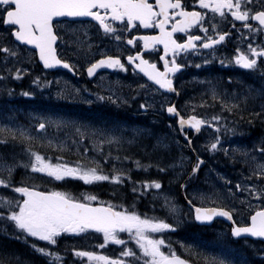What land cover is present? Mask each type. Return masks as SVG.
<instances>
[{
  "label": "snow or ice",
  "instance_id": "6c2138e0",
  "mask_svg": "<svg viewBox=\"0 0 264 264\" xmlns=\"http://www.w3.org/2000/svg\"><path fill=\"white\" fill-rule=\"evenodd\" d=\"M197 5L200 10L196 9ZM228 16L232 18V28L235 29V22L239 21L242 28L248 30V35L240 33L242 40H247L249 36L264 34V0H191V4L189 0H152V2L150 0H0V30L6 33L0 35V41H9V44L0 46V53L4 54L3 59L6 63L9 58H18L16 42H19L21 45L32 47L45 69L59 66L76 73L78 67L62 58L58 52V41L63 43L58 29L63 18L89 17L97 22L99 29L105 35L112 36L117 41L126 40L127 45L140 47V50L135 51L134 54L124 57L127 65L131 66L134 72L143 74L147 81L158 86L159 89L176 92L172 77L184 66L177 62V57L181 53L189 54L197 48L214 50L215 45L220 44L230 35L229 32L218 30V23L214 21L217 17L221 21L226 20ZM250 21H255L256 24ZM117 22L119 27L116 26ZM194 26L204 35L191 34L190 30ZM140 29H152L154 34L131 35V32H139ZM210 32L212 34H209ZM122 33H128L131 38L123 36ZM177 33L184 35L176 37L174 34ZM158 45L163 46V54L158 56L163 70L158 67L157 61L146 59L142 55L145 50L156 49ZM262 58H264V44L254 46L249 42L245 50L236 48L232 60L239 67L255 72L264 66ZM208 62V60L204 61L205 64ZM196 67L199 68L200 65ZM104 69L128 70L126 64L122 62L121 54L108 55L101 52L99 59L87 63L85 71L89 77H94ZM5 71H9L14 79H20L26 69L15 68V71L11 72L5 68ZM6 78L0 76V80ZM36 82L37 80L33 81ZM139 87L144 88L146 85ZM261 91L264 93V89ZM23 95L27 96L30 93L24 92ZM211 96L213 100H220L221 111L231 112L237 107L235 104L229 105L221 100L215 89L211 90ZM99 98L104 99V97ZM200 106L205 105L202 103ZM147 107L149 105L140 104L141 109ZM166 111L178 117L177 122L181 130L187 125L199 132L202 126L207 125L219 132V127L214 122L224 119L219 114L207 119L198 115L185 117L174 104H169ZM253 115L264 116V106L261 112ZM62 124L63 121L41 119L36 125V130L39 133L46 131L49 126L60 127ZM76 131L80 133L79 128ZM35 139L36 137L28 135L22 127L12 128L7 125L0 127V145ZM185 139L190 145L191 140L186 134ZM113 142L119 143V138L110 136L106 140L99 141L100 144ZM48 144L60 151L64 149L63 144L55 145L51 140ZM218 145H220V137L216 136L215 142H212L209 148L217 150ZM24 151L29 155V161L22 166L30 169L32 173L44 174L53 181H63L70 177L86 185H92L101 181L120 184L125 178L131 180L126 172L118 171L115 167L112 174H104L96 161H89L88 164L76 161L75 166L70 165L64 161L63 156H47L34 150L30 143H25ZM223 151L228 155L227 149ZM236 151L239 150H233V155ZM241 155L245 157L244 163L248 166V174L243 176L241 181L236 182L235 193L230 186L232 182L225 181L229 185L227 192L230 196L235 197L236 194H240L238 199L241 208H229L223 205L204 206L217 204L223 198L222 194L215 190L199 194L201 206L193 204L191 199L187 202L194 210L196 221L211 222L214 217H224L232 222L233 238L253 237L264 240V141L254 145L252 150L241 152ZM134 163L137 168L151 167V165H141L139 161ZM202 163L203 161L197 157V162L193 165L189 176L195 174ZM90 164L97 166H89ZM17 166L18 162L14 160L8 163L0 158V221L6 220L14 225L19 234L16 236L17 239L23 236L26 241L28 238H35L36 241L46 242L45 247H40L37 243H32L31 247L47 258V264H62L63 257L54 250V246L58 245L64 234L79 236L87 234L89 230L102 234L103 243L98 244L97 247L104 249L111 242L123 246V249L119 256L113 257L102 252L73 247L72 254L81 258V264H191L183 254H178L171 241L166 243L164 238H156L153 235L173 229V225L164 219L138 214L123 204L101 201L96 194L82 193L77 196L57 189L40 190L39 185L28 184L23 180L14 183L13 173ZM157 167L159 171H165L159 165ZM136 183L145 191L150 188L159 190L162 187L158 180ZM180 187L185 188V185L181 184ZM9 190L12 195L7 194ZM138 190L136 187L132 189L133 192ZM165 204L169 211L175 212V204L167 197ZM234 214L240 216L239 221L234 218ZM124 233L127 234V239L121 238V234ZM128 241H134L139 254L127 246ZM165 247L167 251L162 250ZM228 256H231L230 249L225 250L223 256H205L203 261L204 264H235L234 259H229ZM0 264H9V261L0 260Z\"/></svg>",
  "mask_w": 264,
  "mask_h": 264
},
{
  "label": "trees",
  "instance_id": "16d2710c",
  "mask_svg": "<svg viewBox=\"0 0 264 264\" xmlns=\"http://www.w3.org/2000/svg\"><path fill=\"white\" fill-rule=\"evenodd\" d=\"M37 67L39 66L37 65ZM29 82H32L29 78H22L19 85H12V82H9L10 85H7L0 96V116H10L17 123L29 125L35 130V126H32L34 121L40 122L46 116V112L58 115L66 123L55 129V135L58 138L64 139L63 141H66V143H59L64 145L63 151H60L58 148L56 150L46 148L47 156L48 153L49 155L52 154L53 157L63 156L64 161L70 164H75L76 161H81L84 164H88L89 161H96L104 174H112L113 168L115 167L117 170L118 167L119 170H123L131 177V180H129L130 185L127 181H123L120 184L103 181L96 185H86L80 180L57 182L47 177L46 181L36 178L32 180L34 183L44 184L46 187L62 189L74 194L82 191L97 193L105 199L114 198V193L117 195L126 193L127 200L125 204L131 210L136 211L138 214H149L153 213L152 208H157L156 213L160 214L162 218H167L164 215V209H159L162 204L160 200L153 199L148 192L138 194L139 199L136 200L134 199V194L131 192V186L136 185L137 181L158 180L163 189H170L172 195L180 201V185L185 182V176L181 174L182 169L177 168L179 164L177 154L179 152L178 145L180 141L176 138V129L174 124H172V120L164 111L159 116H156V113L151 108H140V104H148L147 98H143L142 95L148 97L149 94L138 93L137 95H133L134 92H132L131 98L133 99V103L130 104L133 106L127 109H113L104 106H94L91 108L81 103L74 105L64 102L55 103V101L50 99L44 100L43 90H40L35 84L31 87L36 88L34 97L25 96L23 93L30 91L27 87L30 84ZM146 91H149L147 87L143 89V92ZM161 97L163 98V103H166L165 96L161 95ZM185 101L186 96L182 93L180 110L182 114H189L190 111L185 106L182 107ZM251 104L256 105L257 100ZM259 112L261 110L258 105L250 109H243L233 124L237 128L235 133L243 141H249L254 145L255 143L258 145L261 141H264V116L257 117L253 115ZM77 128L80 129V133H77ZM98 129H104L109 134H115L119 138V143H104L103 147L98 150L96 143H99L100 139L96 134L94 135ZM81 134H83V139H81ZM79 140L83 141V146L78 145L80 144ZM37 142L38 139L36 137L32 141L0 145V151L5 155L7 161L13 162V160H19L27 163L29 155L24 151V145L25 143H30L33 148L39 150L40 147L37 146ZM94 154H97L99 159H94ZM124 157H129V159H124ZM210 160L211 163L218 167H228V171L235 168L233 161H230L219 153L211 155ZM135 161H139L144 166L151 165V167L137 168L134 163ZM157 165L164 168L165 171H159ZM89 166L94 165L90 164ZM231 173L233 174L232 171ZM30 175V169L20 166L13 174V181L14 183H18L22 180H28ZM40 178L45 179L43 176H40ZM187 184L190 185V183ZM187 184L186 186L188 187ZM175 190L178 191L176 192ZM168 220L171 219L168 218ZM169 222L175 227L170 232L172 237H175L178 241L175 249L177 248L178 254H183L185 258L194 264H204L203 257L207 256L209 249L214 245L213 241L220 242L222 246L229 245L232 241L229 232H224V230L219 234V238H216V233L212 227L198 226L193 221L180 226L175 225L172 220ZM2 225L6 231L12 233V227L9 223L3 222ZM219 225L225 228L223 224L219 223ZM190 238L193 239L195 245L193 254L191 252L188 254L183 248L186 247L183 241H188ZM9 240L2 239V243L0 242V246L3 248V255L0 256V260L9 261V264H47L46 258L36 254L26 245L17 243L18 249L7 246ZM98 242L103 243V238H99ZM242 244L241 253L246 264H264L263 244L257 243L254 246ZM73 247L81 249L77 245L63 244L58 241V245L54 247V250L66 253L69 256L65 264H75L77 260L72 254Z\"/></svg>",
  "mask_w": 264,
  "mask_h": 264
},
{
  "label": "flooded vegetation",
  "instance_id": "af4514ba",
  "mask_svg": "<svg viewBox=\"0 0 264 264\" xmlns=\"http://www.w3.org/2000/svg\"><path fill=\"white\" fill-rule=\"evenodd\" d=\"M152 2V0H150ZM189 3L191 4V0H189ZM197 10H200L198 5L196 6ZM191 10V8H189ZM232 18L230 16L227 17L226 20H219L217 17V20L214 21L218 23V30L223 32H229L230 35L225 38L224 41H222L220 44L214 46V50L212 49H200L197 48L195 51H190L189 54L181 53L177 57V62L183 64L182 72L173 74V80L179 89L184 88L183 81L188 80H209L210 73H215L219 75L220 77L223 76V78L229 83L236 85H244L248 88L246 92L250 91V98L256 99L258 98V103L260 109H262V106H264V93H262V89H264V66L257 69L255 72L252 70H246L238 65L235 64V62L232 60V57L235 55V50L237 47H240L241 50L247 49L248 43L251 42L254 46L264 44V34H257L255 37L249 36L247 40H242L240 33L243 32L245 35H248V30L243 29L241 26V22L237 21L236 28H232L231 24ZM252 24H256L255 21H250ZM116 26L119 27V22L116 23ZM239 29V31H237ZM158 31V30H156ZM191 34L193 35H200L203 36L204 33L199 31L198 27H195L190 30ZM0 34H4L2 30H0ZM58 34L62 36L63 43L58 41V52L61 55L62 58L68 60L70 63L76 65L78 67V72L70 74L67 71H45L44 69H40V72L38 74L35 73H29L28 70H33L36 65H34V58H36V55L33 54L32 61L27 63V71L24 72L22 75L23 78H29L33 82L34 79L37 77V80L43 81L40 85L43 86V97L46 100V78H50V76H53L54 74H60L65 76H70L73 78V83L76 85H80L81 83L84 85L86 84V67L87 63L85 58L90 57L89 62L95 59L100 58V53L105 52L108 55H118L121 54L122 62L126 64L127 71H120L118 69H115L114 72L108 73L103 72L99 74L94 81H92V85L95 87L97 86L99 89L100 87L104 88V84L107 85L108 80H113L114 82H118L121 85H125L124 87L128 85H146V80L144 77L139 75L137 72H134L131 66L127 65V61L124 59L128 54H134L135 51L140 50V47H134L133 45H127L126 40L117 41L112 36H107L103 33L102 30L99 29V26L97 22L91 20H68L63 19L60 28L58 29ZM151 35L154 34V31L152 29H140L139 32H131V35ZM209 34H212L211 32ZM6 35V34H5ZM123 36H127V38H131V36L128 35V33H122ZM176 37L183 36L182 33L174 34ZM186 39V37H184ZM182 42V41H180ZM135 43V42H134ZM199 44V42H197ZM18 47H20L23 50H26L27 48L25 46H21L16 43ZM140 46L142 47V42H140ZM30 51V50H29ZM160 54H163V46L158 45L156 49H149L142 52V55L145 56L146 59L154 60L158 62V67L163 70L162 62H159L158 56ZM169 58L171 56L169 55ZM264 59V58H262ZM205 60H208L209 62L207 64L204 63ZM223 61V63H221ZM196 65H200V67H196ZM24 69V68H23ZM228 76V77H227ZM102 78H108L103 79L105 82L104 84L101 82ZM130 78L132 81H130ZM127 79V80H126ZM29 82V86L32 87L33 83ZM122 83V84H121ZM195 82H191V88L188 90V96H189V106L188 108L191 110L192 113L197 112L200 117H203L205 119L209 118V116L204 115L206 110L208 109V105H205L204 107L200 106V96L204 93V90L197 87ZM124 87L122 88V91L124 90ZM154 88V87H153ZM246 88V89H247ZM129 89V88H128ZM105 91V90H104ZM30 93L31 96L33 91H27ZM104 93V92H103ZM220 93L226 94V97L224 98V101L227 102L229 105L237 104L238 102H241L242 98L240 94L243 93L242 90H237L235 88H229L225 90H220ZM108 99V97L106 96ZM65 99V98H63ZM105 99V97H104ZM82 99L78 96H69V103H75L77 101H81ZM99 99L96 97L95 101H98ZM110 100H114L111 98ZM61 101V100H60ZM64 101V100H63ZM71 101V102H70ZM83 101V100H82ZM107 101V100H106ZM106 103L109 104L107 101ZM119 106L122 104V100H118ZM110 105H113V103H110ZM194 109V111H193ZM159 114V113H158ZM158 114H156L158 116ZM195 115V114H192ZM197 115V114H196ZM211 128V127H209ZM207 129H202L198 136H195L193 132H190V139H192L191 142V148L189 156L192 158V160H188L185 165L183 166V170H186L187 173V180L186 181H193L197 180L199 182V186L196 187L197 189H206L208 192H211L215 190L216 192H219L222 194L224 198H226L229 205H237L236 202L239 200L240 194H236L234 196H230L226 189H224L219 183L217 179H214L213 177H207L204 173H202L200 170H198L195 174L191 173V169L193 165L195 164V161H197V157L204 160L205 155L203 154L202 150L203 148L199 147L198 149L194 148V141L199 140V142L204 141L206 136ZM183 142V141H182ZM188 149V145L186 144V150ZM185 152L182 154L184 155ZM205 162V160H204ZM195 187V186H191ZM234 189V188H233ZM188 195V199L193 200V194L194 191H188L185 189ZM113 194V192H111ZM246 195V194H245ZM188 215L190 214V209L186 210ZM236 216V215H235ZM234 216V217H235ZM188 217V216H187ZM237 221H239V217L236 216ZM231 231V230H230ZM5 233L8 235L10 239H12L13 245H8L12 248H17L16 244L19 242V240L16 238L18 235L17 233H10L6 231L3 228V225L0 224V242L2 243V236L1 234ZM10 235V236H9ZM73 236L72 234H64L62 238L59 241L65 240L66 238H70ZM1 251H3V248L0 246Z\"/></svg>",
  "mask_w": 264,
  "mask_h": 264
},
{
  "label": "rangeland",
  "instance_id": "374dc122",
  "mask_svg": "<svg viewBox=\"0 0 264 264\" xmlns=\"http://www.w3.org/2000/svg\"><path fill=\"white\" fill-rule=\"evenodd\" d=\"M5 34L6 33L0 34V35H5ZM7 44H9L8 40L0 41V46H5ZM17 51H18V58H9V61L7 63L3 59L4 54L0 53V76H5V77L9 78L10 77V72L9 71H5V68L11 70V72H14L15 68L22 69V66H26L27 63L32 61L33 54L31 52H29L28 50H23V49H21L18 46H17ZM89 59H90V57H86L85 58L86 62H89ZM103 79H107L108 80V78H102L101 82L103 84L105 82ZM7 81H9V80H7V79L0 80V96L3 94L2 90H3L4 85H5V83ZM47 83H48V89H49L48 94H51L50 98H56V99L66 98L67 99L69 96H79L81 99H85V97L83 98L84 92H83L82 87L80 85H76V84L73 85L72 82L67 77H64L63 75L54 74L53 76H50V78H48ZM103 86H104V90H105L104 93L106 95H108L109 97H111L113 99H116V100L121 99L122 101H126V102L129 101V97L125 93H123L124 91H122V89H121L122 86H120L117 82H114L113 80H108L107 81V85L104 84ZM207 88H208V92L210 93V95H211V90L212 89H215L217 93L219 92V89L217 88L216 84L212 83L210 81H207ZM147 98H148V101L150 102V104H154V95L153 96L150 95V97L148 96ZM60 118H62V117H59L58 115H54V114H52L50 112H46V116H44L43 119L46 120V121H48V120H51V121H63V124H65L66 122L63 119H60ZM34 123H39V122H35L34 121ZM5 125H7L9 127H12V128H20V127H22L23 129L26 130L28 135H33L34 137H37V139H38L37 146H39L40 148H47L49 150H56L57 148L52 147L51 145L48 144L49 140H51L53 142V144H55V145H60L59 143H63V144L65 143L63 141L64 139L56 137L55 129L58 128L56 126H49L46 131L37 133L36 129L34 131H31L32 130L31 126H29V125L25 126V125L19 124V123H17L15 121V119L11 118L10 116H5V115L0 116V127H3ZM31 133H33V134H31ZM207 135L209 136V142L207 143V145H210L212 142H215V137L218 136L217 134L212 133L211 131H209L207 133ZM221 138L222 137H220V145H218V149H220L222 151H223V149H227V151L230 154L233 152V150H239V151L235 152V153H239L240 154V158L236 161V164H239V165L236 168V172L235 173H236L237 177L235 178V181L236 182L241 181L243 176L248 174V166L244 163L245 157L241 155V152L252 150L250 148V143L249 142H242L241 143L240 141H236V142L233 141L232 145H227V141H225L224 139H221ZM234 140H239V138H236ZM33 149L36 150V151H39V150H37L35 148H33ZM215 151L216 150H214L213 152H215ZM48 156L53 157L52 154L49 155V153H48ZM0 158H3L4 160H6L5 155L1 151H0ZM188 160H191V159H189L187 157L186 158H182L180 163H179V166L183 167ZM14 161L18 162V166L14 170V173H15L16 170L18 169V167H20V166H22L24 164V161H19V160H14ZM7 162L8 163H12L11 161H7ZM53 162H55V160H53ZM70 165L75 166V164H70ZM32 174H33V176H31ZM206 174H207V177L209 176V177H213L214 179L219 180V183H221V184H224V182L227 180L226 174L221 172L220 170H217V171L214 170L213 171V170L210 169L209 171H207ZM3 175H5V177H6V173H4ZM31 175H30L31 180H25V182H27L28 184L34 183V181H32V180H34L36 178L38 179V178H40L41 175H44V174L32 173L31 172ZM221 177H223L224 179H221ZM65 179H71V178L69 177V178H65ZM65 179L63 181H65ZM72 179L75 180L74 178H72ZM58 182H61V181H58ZM236 182H235V184H236ZM37 184H40V183H37ZM50 188H52V187H50ZM136 188L139 189L137 192H141L143 190V188L139 184H137ZM53 189H55V188H53ZM147 191H152L155 194L156 198H159V200H162L163 206H161L162 207L161 209H164V211L168 212V214L170 213V215L175 216L176 217V220H175L176 223H180V224L185 225L188 222V217H187L188 213L184 212L182 206H179L178 203L174 200L173 196L171 195V190L170 189H169L168 192H166L165 190L161 191V189L157 190V189H154V188H150ZM201 192L208 193V190H206V189H196V191L192 192L194 199H198L199 198V194ZM233 192L235 193V190H233ZM82 193H85V192H82ZM82 193H79L77 196L81 195ZM7 194L8 195H12L10 190L7 192ZM166 197L168 198V200L171 203L175 204V206H176L175 212L169 211V208L165 204V198ZM99 200L103 201L100 197H99ZM117 205H119V204H117ZM147 216L148 217L161 218L160 214L158 215V214H155V213H150V215H147ZM2 222L5 223L6 220L0 221L1 224H2ZM172 230H174V229H172ZM72 235H73V237L76 236L74 234H72ZM153 235L156 238H164L166 243H167L169 241L168 238L170 236V232L167 231V230H164L162 233L153 234ZM79 236L82 237L83 234H80ZM21 238H22V236H21ZM121 238L126 239L125 237H123V234H121ZM33 239H35V238H33ZM62 241L66 242L65 240H62ZM37 242H39L40 245ZM34 243H37L38 246H40V247H42L41 244H46V242H41V241H35ZM67 243H69V242H67ZM184 243H185L184 244L185 246H187L188 244L190 246H192V247L195 246L194 245V241H192V240H188V241L184 240ZM215 243H217V241ZM127 246L129 248L133 249L134 251H136L137 254H139V249L135 246L134 241H128V245ZM183 248L187 252H189L188 247H183ZM87 249H90V246H88V247L84 246L82 250H87ZM122 249H123V246L115 245V244L109 242V244L106 245V247L104 249H101V248L96 246L92 250L96 251V252H102L105 255H110V256H113V257H117V256H119V253L122 251ZM215 250H219V251L214 252ZM225 250H227L226 247H220L218 249L216 247V248H211L210 249V253L212 252V254H216L217 256H223L225 254ZM37 254L42 256L39 253H37ZM42 257H44V256H42ZM44 258H46V257H44ZM121 258L122 259H130V258H125V257H121ZM227 258L234 259L235 264H245V260H244L243 257L233 256L231 254V256H228ZM63 259H64V257H63ZM79 262H81V261H79Z\"/></svg>",
  "mask_w": 264,
  "mask_h": 264
},
{
  "label": "bare ground",
  "instance_id": "6f19581e",
  "mask_svg": "<svg viewBox=\"0 0 264 264\" xmlns=\"http://www.w3.org/2000/svg\"><path fill=\"white\" fill-rule=\"evenodd\" d=\"M178 149H179V152H178V154H177V156L178 157H180V156H183L182 154L185 152V150H186V143L185 142H182V141H180L179 142V145H178ZM183 176H185V180H187V173H186V170H184V171H182V173H181ZM27 180V179H26ZM28 180H31V178H29ZM175 186V185H174ZM176 189H177V187H176ZM176 191V190H175ZM178 191V190H177ZM176 191V192H177ZM178 194V193H177ZM186 197H187V199H186ZM134 199H136V200H138L139 199V196H138V194H134ZM188 195H187V192L185 191V189L184 190H181V193H180V201H179V206H182V208H183V210H184V212H186V210H188V209H190V205L188 204ZM164 215L167 217V218H169V219H172V220H175L176 219V217L175 216H173V215H170V213L168 214V212H165L164 211ZM1 236H2V239H10L9 237H8V235H6L5 233H3V234H1ZM10 236V235H9ZM19 240V244H23V245H26V246H31V242H29V241H24L22 238H20V239H18ZM12 239L11 240H9V242L7 243L8 245H13V243H12ZM17 246V249H18V244H16ZM1 255H3V253H2V251H1V249H0V256Z\"/></svg>",
  "mask_w": 264,
  "mask_h": 264
},
{
  "label": "water",
  "instance_id": "95a60500",
  "mask_svg": "<svg viewBox=\"0 0 264 264\" xmlns=\"http://www.w3.org/2000/svg\"><path fill=\"white\" fill-rule=\"evenodd\" d=\"M63 19H69V20H75V19H77V20H79V19H81V20H90L91 18H89V17H81V18H63ZM19 43V42H18ZM25 46H27V47H29V48H32L31 46H28V45H25ZM40 62V61H39ZM41 64H42V62H40ZM43 65V64H42ZM56 68H62V69H64L63 67H56ZM54 69V68H53ZM112 71L113 69H104V70H100L99 72H101V71ZM98 72V73H99ZM141 74V73H140ZM97 75V74H96ZM95 75V76H96ZM143 75V74H142ZM94 76V77H95ZM89 78H93V77H89ZM146 78V77H145ZM147 79V78H146ZM173 86H174V84H173ZM174 88H175V86H174ZM176 89V88H175ZM162 91H164V92H170V91H167V90H165V89H162ZM170 93H172V94H175L176 92H170ZM174 105L176 106V103H174ZM172 115V117H176L174 114H171ZM179 125V124H178ZM180 127V126H179ZM183 129H191L189 126H187V125H185L184 126V128ZM191 130H194V129H191ZM215 219H222V220H224L225 222H227L229 225H231L232 224V222L231 221H229V220H227L226 218H224V217H214L213 218V220L211 221V222H200V221H196L199 225H211L213 222H214V220ZM246 238H250V239H260V238H253V237H246ZM235 239H240V238H235ZM260 240H262V239H260ZM262 241H264V240H262ZM192 264V263H191Z\"/></svg>",
  "mask_w": 264,
  "mask_h": 264
}]
</instances>
